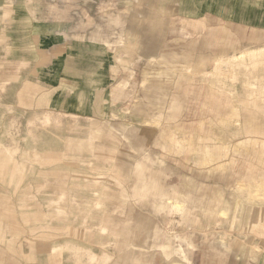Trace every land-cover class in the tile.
I'll return each instance as SVG.
<instances>
[{
    "label": "rangeland",
    "instance_id": "374dc122",
    "mask_svg": "<svg viewBox=\"0 0 264 264\" xmlns=\"http://www.w3.org/2000/svg\"><path fill=\"white\" fill-rule=\"evenodd\" d=\"M139 10L138 0H0V264H264V198L248 189L260 184L264 193V131L236 136L245 123L264 125V38L229 30L228 51L211 65L189 66L200 60L183 49L172 63L185 66L151 62L145 76L139 45L122 26L124 13ZM81 12L99 14L104 28L107 16L120 18L104 40L115 56L98 60L114 81L93 90L95 114L65 111L60 98L75 94L61 70L78 58L66 56L58 31ZM44 21L55 34L41 35ZM212 92L216 104L207 102ZM146 128L154 130L150 164L189 196V219L126 192L136 178L123 157L130 168L142 157L132 141ZM163 244L183 245L190 262L183 251L165 255Z\"/></svg>",
    "mask_w": 264,
    "mask_h": 264
},
{
    "label": "crops",
    "instance_id": "0c3cea01",
    "mask_svg": "<svg viewBox=\"0 0 264 264\" xmlns=\"http://www.w3.org/2000/svg\"><path fill=\"white\" fill-rule=\"evenodd\" d=\"M83 3L86 4L85 2ZM138 3L140 7L139 15L133 17L129 12L124 13L122 15V26L127 34L135 37L134 40L139 45L140 57L145 64L142 73L145 76L149 72L146 64L153 65L151 62L158 63L160 65L159 68L166 67V71L170 68L175 70L176 67L185 66L183 64L172 63H175L176 57L184 52L183 49H187L190 53H188L187 58L193 55L200 60L189 66L196 69L211 65L209 62L213 55H222L228 51L229 30L243 36L245 35L244 32H253L249 37L250 41L253 42H259L261 37L264 38V0H138ZM153 12L157 15H148ZM119 19H112L111 16H107V22L110 23L109 25L106 23L107 27L104 28L99 19V14L89 17L86 13L81 12V15L76 17L75 23L68 22L62 24L64 27L59 29L58 34L65 38L67 50L70 51L66 56L78 58L76 64H67L65 69L61 70V76L66 78V85L75 88L74 95L66 94L68 97H65L61 94L60 96L65 111H76L81 114H95L96 111H99L100 102H98L93 90L110 87L111 82L114 81V70L110 66H107V62L103 67L99 66L98 60L101 57L115 56L111 53L112 50L104 40L112 31L110 24L112 26V23H118ZM40 26L42 27L41 30L33 29V32L40 30L41 35L44 37L55 34L54 30H50L51 24L49 22H40L38 27ZM122 42H124V39L121 38L120 43ZM175 43L178 44L179 49L170 46ZM180 43L186 44L180 45ZM116 47L119 46L113 45L114 49ZM201 50H204V53H201ZM206 62L207 64H205ZM69 67L72 70H68ZM151 70L158 72L156 67H151ZM104 83H106L105 86L103 85ZM214 95L212 92L211 96H209V101H207L209 104L218 103ZM74 96H76L74 98L76 105H79L77 110L69 108L71 103H73ZM225 103V100H220L219 102V104ZM172 104L173 108L178 107L176 100H173ZM234 113L237 114V110ZM221 120H228V116L226 119L221 118ZM118 126L126 130L125 125L119 124ZM242 127L243 131L236 132L238 133H235L236 136L239 133H258L262 135V131H264V125L261 122L255 125L245 123ZM164 133H166V137L170 139L172 145L178 146L180 150L184 148L179 143L181 141L179 137L172 136L168 132ZM153 134V129L146 128L137 133V137L132 141V144L134 149L141 152L142 157L140 160L147 166L148 173L150 174L154 171L158 175V184L161 186L162 193L146 194L144 189H142L143 183L135 175L134 164L130 168V164H125L124 157L123 163L126 174L132 173L136 180L131 191L128 190L124 183L123 185H125L124 187L129 194V198L134 197L139 203L149 205L159 212L165 213L167 216L176 212L181 214L184 219H189L192 213L187 204L189 196L184 194L179 186L170 184L167 181L170 177L169 172L163 169H155L150 164L152 159L147 154V146L152 140ZM243 140L239 139L237 143ZM256 140L258 139H252V142ZM187 141L190 143V140ZM221 156L220 154L218 157ZM166 192H175L176 194L172 198L168 197L169 195L165 196ZM177 203L182 205L183 212H179V210L174 208V205ZM139 215L144 216L142 214ZM157 231L161 233L159 226ZM178 238L181 241H185L189 246L194 245L191 240H188V237L180 236ZM160 246L167 256H171L177 250L178 252L183 251L181 254L187 262H190V258L186 254L183 245H180L182 250H175L176 247L173 244V247L168 244ZM169 247L172 248L173 252H169Z\"/></svg>",
    "mask_w": 264,
    "mask_h": 264
},
{
    "label": "bare ground",
    "instance_id": "6f19581e",
    "mask_svg": "<svg viewBox=\"0 0 264 264\" xmlns=\"http://www.w3.org/2000/svg\"><path fill=\"white\" fill-rule=\"evenodd\" d=\"M249 55L252 56V57H257L258 55H261V51H253V52H250ZM121 88L122 89H120V90L118 89L119 92H118V90H115V92H111V94L116 98L121 92H123L124 87L122 86ZM178 141H180V140H178ZM179 143H182V141H180ZM124 162L127 165V162H126L125 159H124ZM134 171L137 174L138 180L143 183V185H142L143 188L142 189H144L146 194H150V193H152V194H156V193L161 194L162 193L161 192V186L158 184V182H159L158 181V175L154 171L149 174L147 166L140 159H138L137 161L134 162ZM260 186L261 185L248 186V189L249 190L254 189L256 191L255 194L257 196H259L261 198H264V193L261 194L259 192V187ZM242 187H244V186L242 185ZM175 194H176L175 192H166L165 196L169 195L168 197H172L173 198ZM174 208L179 210V212H183V208H182L181 204L177 203L176 205H174ZM169 252H173L171 250V248H170Z\"/></svg>",
    "mask_w": 264,
    "mask_h": 264
}]
</instances>
